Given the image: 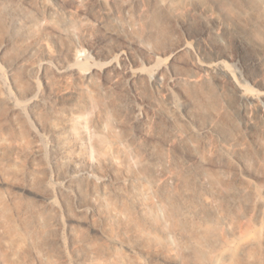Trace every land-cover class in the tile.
<instances>
[{"label": "rangeland", "instance_id": "374dc122", "mask_svg": "<svg viewBox=\"0 0 264 264\" xmlns=\"http://www.w3.org/2000/svg\"><path fill=\"white\" fill-rule=\"evenodd\" d=\"M46 1L49 9L36 0H30L28 5L22 3V7L31 10L32 15L40 16L42 29L49 32L64 29L69 13L76 12L77 20H82L83 25L79 24L70 33L66 32L62 41L65 47L88 55L98 63L104 62L107 54L117 56L124 52L127 66L137 70L140 79L137 90H134L126 75L114 76L110 84L102 73L93 72L85 76L84 73L91 72V69L78 67L68 75L51 73V79L55 80L54 85L58 89L50 95L44 78L38 75L36 81L42 108L38 109L39 116L35 119L28 105L29 97L17 92L9 70V60L23 56L19 50L21 38L11 31L6 32L10 42L0 53V105L6 101L17 108L8 111L7 115L0 111V138H7L8 142L0 143V197L10 208L18 228L24 227L30 211H45L53 227H56L55 214H58L65 246L59 247L55 238L53 247L62 264H82L86 259L84 254L77 258L70 248V228L79 230L86 240L103 251L111 264H234L228 260L235 245L233 242L222 243L209 252L203 249V253L197 255L181 250L179 237L174 233L162 197L152 181L143 179L137 165L136 160L145 152L139 154L132 143H144L146 150L150 144L161 149L160 143L172 138L174 171L178 178L186 176L195 185L206 188L211 179L219 178L237 189L258 192V196L264 200V100L260 101L259 109L250 106L251 123L245 126L235 89L232 87L223 92L221 86L217 85L218 74H209L191 65L192 58L201 61L203 57L197 48L201 27L196 18L186 27L172 32L174 38L190 45L189 51L182 57L190 61L189 66L169 71L160 77L159 84H154L151 83L153 65L168 55L155 52L139 33L143 20L137 17L129 0H106V5L99 0H77L69 2L67 6L58 4L56 0ZM112 28L114 34L109 35L107 29ZM237 39L238 52L231 54V60H226L233 64L231 69L245 70L248 65L258 72L257 63L251 60L255 54H260L256 47L264 46V42L259 43L254 33L238 35ZM262 53L260 58L264 60V50ZM37 60L35 55L33 61ZM51 67L54 71L58 70L59 63L52 61ZM78 72L84 76H79ZM243 77L248 89L260 90L250 74ZM24 78L23 81L27 83L28 76L24 75ZM203 78L215 83L216 101L220 109L199 115L192 99L183 90L190 80ZM66 91L79 93L83 100L78 121L83 143L81 151L85 155L83 164L87 167L90 177L87 180L90 183L81 182V198L69 197L64 193L63 197L55 193L57 210L53 211L48 205L47 185L65 187L66 180L64 170L54 166L56 153L51 148L48 126L58 124L67 113V103L59 98ZM110 93L114 99L106 100ZM141 100L150 102V112L141 108ZM110 104L116 106L117 110L113 111ZM135 107L139 108L137 115L142 122L134 117ZM221 108L225 110L224 113ZM59 112L62 113L57 114ZM152 119L160 127L151 131L152 136L145 139L140 135L142 123ZM119 150L127 152L130 162L121 158ZM93 191L104 203L97 213L93 212L88 202ZM134 194L140 195L143 201L142 212L133 201ZM241 195L234 194L237 204ZM256 198L253 196L248 205L255 204ZM242 203L236 204L238 207L232 209L230 217L240 232L248 229L246 241H251L261 235L259 219L254 217L253 212H247L248 207L244 206V201ZM120 209L132 212L131 224L127 225L126 220L118 217ZM55 233L57 237L59 232ZM49 235L55 237L53 233ZM153 241L158 243L157 249L153 248ZM5 254L0 246V264H44L47 259V255L34 246L23 254L11 257Z\"/></svg>", "mask_w": 264, "mask_h": 264}, {"label": "bare ground", "instance_id": "6f19581e", "mask_svg": "<svg viewBox=\"0 0 264 264\" xmlns=\"http://www.w3.org/2000/svg\"><path fill=\"white\" fill-rule=\"evenodd\" d=\"M23 1L0 0V53L3 52L7 42H10L6 32L11 31L16 37L21 38V48L19 46L18 49L20 48V55L23 54V56L18 59H10L9 70L12 73V82L18 89L17 92L29 97L28 105L35 119L39 116V104L42 103L36 81L38 75H42L44 78L50 95H53L54 90L58 89L54 85L55 80L51 79V73L60 72L62 75H68L72 69L76 70L78 67L84 68L85 66L91 69V72L84 73L85 76L99 72L106 77V82L111 84L114 76L123 74L130 80L132 88L137 90L140 74L137 70H132L127 66L124 52L117 56L107 54L105 61L98 63L88 55H81L79 51L65 47L62 41L67 35L66 32L70 33L77 25H83L82 20L81 22L77 20L76 12L69 13L64 29L57 28L53 33L42 29L40 16H34L30 14L31 10L24 9ZM36 1L44 8L49 9L46 0ZM56 2L67 6L69 2H77V0H56ZM99 2L102 5L107 4L106 0H99ZM30 3V0H27L24 5ZM129 3L135 9L137 17L143 20L139 33L144 40L152 46L155 52L168 55L164 60L154 63L151 83L159 84L162 75L174 71L178 67L182 69L189 66L190 61L183 60L182 57L189 51L190 45L177 37L174 38L172 32L175 29L186 27L188 22L196 18L201 27L197 48L202 52L203 57L201 61L192 58L191 65L193 64L196 69L209 74H218L217 85L221 86L223 92L232 87L235 89V96L245 119V126H248L251 123L250 106L259 109L260 101L264 100V60L260 58L264 50L261 47L264 46L256 47L260 54H255L251 60L253 63H257L258 72H254L248 65L245 70H233L231 69L233 64H229L226 60H231V54L238 52V35L254 33L259 43L264 42V0H129ZM107 31L109 35L114 34L113 28L107 29ZM35 55L38 58L37 61H33ZM52 61L59 63L58 70H53ZM232 72L235 75L233 78ZM78 73L79 76H82L81 72ZM247 74H250V78L260 87L259 91H251L246 87L243 76ZM24 75L29 78L27 83L24 82ZM183 92L192 99L197 110L196 113L198 112L199 115L202 112L205 114L208 111L220 109L216 101L215 83L210 79L190 80L188 85L184 86ZM111 94H109L110 97H106V100L114 99ZM59 98L60 101L67 103V113L58 124H52L48 126V129L52 142L51 148L56 153L54 166L56 169L64 170L66 186L47 185L48 205L49 209L53 211L57 210L55 193H60L63 197L65 194L69 197L72 195L73 198H81L83 193L81 182L87 181L88 183L87 179L90 178L87 167L83 164L85 155L81 151L83 143H81L78 121V116L83 108L82 97L79 93L66 91L63 95L60 94ZM141 102V108L150 112V102L142 100ZM110 105L113 111L117 110L116 106ZM15 108L17 107L6 103V101L0 105V111L3 110L6 115L8 111ZM138 111L139 108L135 107L134 117L137 121L142 122L143 120L139 119L137 115ZM118 123L120 125V119ZM159 127L160 124L153 119L142 123L140 135L149 139L152 136L151 131L157 130ZM0 143H8L7 138L1 137ZM132 144L139 154L145 152L144 156L136 160L137 165L143 179L152 181V185L162 197L168 209L174 233L179 237L182 251L197 255L203 253V249L209 252L222 243L233 242L235 245L232 246L228 257L230 262L234 264H264V200L258 196V192H246L243 188L237 189L233 184L223 183L219 178L211 179L207 188L200 184L195 185L192 179L186 176L178 178L174 171L172 138H169L165 143H160L161 149L155 148L154 144H150L147 150L144 149V143ZM118 154L125 162H130L126 151L119 150ZM74 179L76 180L73 181ZM235 193L242 194L238 204L243 205L242 201H244V206L249 209L247 212L250 214L253 212L254 217L259 219L261 235L251 241H246L248 229L240 232L239 227L230 217L232 209L238 207L236 206L237 201L234 199ZM253 196L257 197V202L248 205ZM88 198L93 212H99L104 206L103 201L94 191ZM133 201L138 210L142 212L144 208L140 195L134 194ZM131 215L132 212L129 209L118 211V217L126 220L127 225L131 224ZM51 223L45 211H30L24 227L18 228L10 208L0 197V246L6 252V257L23 254L29 247L34 246L47 255L44 264H62L53 247L55 238L59 247L64 248L65 246L61 234L63 226L58 214H55L56 227H53ZM53 228L57 231H54ZM249 231L252 232L250 228ZM55 232H59L57 237ZM51 233L55 237H51L49 235ZM68 239L69 246L76 257L81 254L86 256L82 264H111L105 253L86 240L79 230L70 228ZM152 244L153 248H156L158 243L153 241Z\"/></svg>", "mask_w": 264, "mask_h": 264}]
</instances>
